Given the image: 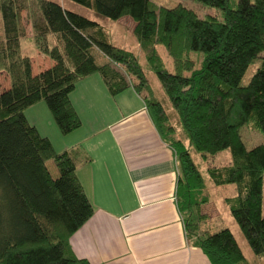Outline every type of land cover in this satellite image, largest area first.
<instances>
[{
  "label": "trees",
  "instance_id": "1",
  "mask_svg": "<svg viewBox=\"0 0 264 264\" xmlns=\"http://www.w3.org/2000/svg\"><path fill=\"white\" fill-rule=\"evenodd\" d=\"M74 1L100 16L115 21L130 16L136 22L134 34L146 65L195 150L205 161L231 152L228 164H209L206 174L209 183L236 186L226 203L253 253L264 258V143L248 149L242 134L248 126L264 135V0H198L222 9V19L152 0ZM0 14V71L10 78V87L0 93V264H91L76 256L70 242L95 211L77 172L76 151H57L25 111L46 101L60 131H75L82 120L70 95L80 80L95 73L112 96L131 87L141 94L161 136L177 152V200L193 243L212 264L247 263L230 228L212 232L204 227L209 216L202 205L211 201L207 178L186 144L170 138L176 128L166 107L151 95L138 54L115 45L98 21L55 0H0ZM25 21L36 48L54 62L38 73L23 51ZM159 45L173 59V70ZM194 52L201 53L199 67Z\"/></svg>",
  "mask_w": 264,
  "mask_h": 264
},
{
  "label": "crops",
  "instance_id": "2",
  "mask_svg": "<svg viewBox=\"0 0 264 264\" xmlns=\"http://www.w3.org/2000/svg\"><path fill=\"white\" fill-rule=\"evenodd\" d=\"M70 96L80 128L63 134L52 122L31 123L57 151H76L95 209L71 236L76 256L91 264H212L188 236L177 200L179 158L143 96L132 87L112 96L97 73Z\"/></svg>",
  "mask_w": 264,
  "mask_h": 264
},
{
  "label": "rangeland",
  "instance_id": "3",
  "mask_svg": "<svg viewBox=\"0 0 264 264\" xmlns=\"http://www.w3.org/2000/svg\"><path fill=\"white\" fill-rule=\"evenodd\" d=\"M55 1L62 3V5L69 10L80 13L90 19L98 21L108 31L112 39V42L115 45L132 50L138 54L140 58V62L143 65L144 69L146 70V73L151 83V89H152L151 95L156 99H158L166 107V110L171 118V123L176 128V133L172 134L170 138L172 137L173 139H180L186 144V146L190 149L192 153L194 161L196 162L199 169L203 172V174L207 178L209 184L208 190L210 193L211 201L207 204L202 205V211L207 213L209 216L208 218L209 220L207 221L206 224H204V227L206 225H209L212 232L219 231L223 228H230L234 233V235L236 236V239L247 258V263H243V264H258V263L264 264V258L259 259L253 253L239 224L232 216L230 209L226 203V198L231 197L235 194L236 186L234 184H230L227 186L214 185L213 183H209L210 180L208 178L210 177L206 174V170L209 164H214L217 166L228 164L232 160L231 152L229 150H223L218 154H216L214 158L211 157L209 158L208 161H205L202 158L201 154L195 150V148L191 144L190 139L187 137L186 131L180 121L178 114L172 107L168 96L165 94V91L158 77L146 65L145 53L141 48L140 42L138 41L137 37L134 34V27L136 25V22L130 16L122 17L117 21L104 16H100L93 9L86 7L85 5H82L74 0H55ZM152 1L157 6H166V7H173L177 4H184L185 6L194 9L201 16L216 15L217 17L222 19L224 14L222 9L216 7L214 8L207 7L198 0H152ZM1 20L2 17L0 14V29H1ZM25 23L27 24V37L24 38L23 40V51L31 55L34 61V67H33L34 72L38 73L41 70H45L49 68L53 64V60L49 56L42 54L36 48L33 42L32 28L29 23H27L26 21ZM158 48L167 67L173 70L174 61L168 54L166 48L161 45H159ZM191 56L192 59L195 61L196 67H199L201 65V60H202L201 53L194 52L192 53ZM254 70L255 67H252L247 72V74L245 75V79L247 80L246 82H248V78L251 77ZM97 74L99 75V73ZM9 87H10L9 76L7 75L6 72L0 71V93L5 89H8ZM25 115L30 123L39 120L38 122L41 123V126L42 125L48 126L49 122L55 124L54 126H58L56 125L57 123L54 120V117L46 101H42L36 107H31L30 109H27L25 111ZM242 134H243L244 143L248 149H251L258 144L264 143L263 133L255 130L254 128L245 126L242 129ZM49 166L52 169L54 175L55 176L58 175V170L56 169V165L53 161L49 162Z\"/></svg>",
  "mask_w": 264,
  "mask_h": 264
}]
</instances>
